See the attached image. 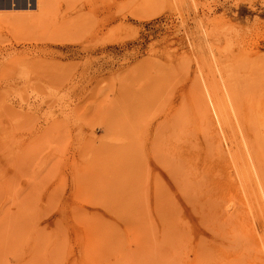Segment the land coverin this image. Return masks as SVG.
<instances>
[{"label":"rangeland","instance_id":"1","mask_svg":"<svg viewBox=\"0 0 264 264\" xmlns=\"http://www.w3.org/2000/svg\"><path fill=\"white\" fill-rule=\"evenodd\" d=\"M0 264H264V0H0Z\"/></svg>","mask_w":264,"mask_h":264},{"label":"bare ground","instance_id":"2","mask_svg":"<svg viewBox=\"0 0 264 264\" xmlns=\"http://www.w3.org/2000/svg\"><path fill=\"white\" fill-rule=\"evenodd\" d=\"M36 2V1H35ZM201 90V89H200ZM204 90V89H203ZM207 90V89H206ZM199 104V103H198ZM204 104V103H203ZM201 105V104H200ZM201 109H203L202 107H201ZM219 109V108H218ZM222 110V109H221ZM224 114V113H223ZM223 118V117H222ZM210 131V130H209ZM214 134V133H213ZM212 134V131L210 132V135L208 134L207 136L209 137V139H210V141H212V140H215V138H214V135ZM216 137V136H215ZM191 145V144H190ZM213 148V147H212ZM215 150V149H214ZM217 151H218V149H217ZM215 152V153H217L218 154V152ZM250 153V152H249ZM235 154V153H234ZM234 157V159H236V161L237 162H239V158H236V154L233 156ZM204 165V164H203ZM223 165V164H222ZM239 167V168H238ZM238 169H240V166L238 165ZM240 172V171H239ZM241 173L243 174L242 175V177H246L245 176V171H244V169L241 167ZM227 174V173H226ZM225 177V176H224ZM218 179H219V177H218ZM243 179V178H242ZM223 180H225L224 178H223ZM225 182V181H224ZM223 182V183H224ZM225 183H227V181L225 182ZM201 246V245H200Z\"/></svg>","mask_w":264,"mask_h":264}]
</instances>
